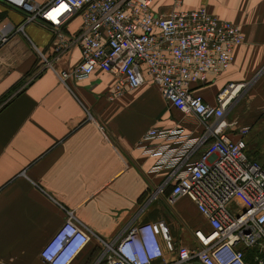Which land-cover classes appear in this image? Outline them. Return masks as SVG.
I'll list each match as a JSON object with an SVG mask.
<instances>
[{
	"label": "crops",
	"instance_id": "obj_1",
	"mask_svg": "<svg viewBox=\"0 0 264 264\" xmlns=\"http://www.w3.org/2000/svg\"><path fill=\"white\" fill-rule=\"evenodd\" d=\"M200 7L237 25L244 42L226 71L191 92L217 105L228 85H242L239 92L262 114L264 0H155L151 9L167 16ZM25 18L0 0V29L12 35L0 47V264H47L40 251L67 220L89 238L70 264H103V244L136 224L163 221L176 247L192 245L193 231L209 226L189 198L169 202L171 171L156 169L157 158L144 151L159 141L142 137L152 128H178L201 138L205 126L172 108L151 82L124 87L120 96L113 93L117 78L99 69L62 82L59 74L81 61L78 46H63L80 16L59 27L61 36ZM213 141L195 146L182 164L197 161ZM253 254L245 251L247 264Z\"/></svg>",
	"mask_w": 264,
	"mask_h": 264
},
{
	"label": "built area",
	"instance_id": "obj_2",
	"mask_svg": "<svg viewBox=\"0 0 264 264\" xmlns=\"http://www.w3.org/2000/svg\"><path fill=\"white\" fill-rule=\"evenodd\" d=\"M2 1L26 13V23H46L57 36L59 27L80 16L78 32L66 37L63 46H78L81 61L59 74L62 82L83 80L99 69L117 78L115 96L124 87L151 82L172 108L194 116L206 128L201 138L178 128H152L142 141H159L144 151L157 158L156 169L171 171L169 202L189 198L209 229L194 230L192 245L176 247L163 221L131 225L117 240L103 244L102 263L247 264L245 251L254 250L253 263L264 264V169L245 154L249 127H241L236 140L226 131L236 125L225 120L228 95L242 85H228L217 105L191 92L193 84L231 66L234 49L244 42L240 28L212 16L205 7L159 16L151 9L155 0ZM11 36L0 29V47ZM261 112L264 115V106ZM209 138L213 143L197 161L182 164ZM88 241L85 231L67 220L43 246L40 257L47 264H70ZM166 255L174 258L167 260Z\"/></svg>",
	"mask_w": 264,
	"mask_h": 264
},
{
	"label": "rangeland",
	"instance_id": "obj_3",
	"mask_svg": "<svg viewBox=\"0 0 264 264\" xmlns=\"http://www.w3.org/2000/svg\"><path fill=\"white\" fill-rule=\"evenodd\" d=\"M237 93L235 103H229L225 118L226 123H236V125L229 128V130H232V138L233 136L239 138V129L241 127H249V131L244 137L246 144L245 154L249 160L258 163L264 169V115L258 113L250 105L251 100L249 101L247 93L245 95H243V92L238 91ZM233 204L236 206L237 202L235 201ZM232 206L230 209H232Z\"/></svg>",
	"mask_w": 264,
	"mask_h": 264
},
{
	"label": "bare ground",
	"instance_id": "obj_4",
	"mask_svg": "<svg viewBox=\"0 0 264 264\" xmlns=\"http://www.w3.org/2000/svg\"><path fill=\"white\" fill-rule=\"evenodd\" d=\"M55 16H56V15H53L52 18L55 19ZM237 92H238V89H235V91H233L232 93H230V94L228 95V101H229L230 99H232L233 97H235V95H236ZM230 103H231V102H230Z\"/></svg>",
	"mask_w": 264,
	"mask_h": 264
}]
</instances>
